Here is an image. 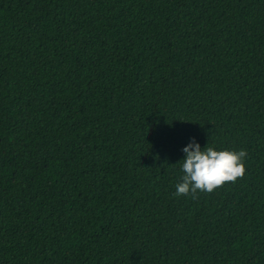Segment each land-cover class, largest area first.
Wrapping results in <instances>:
<instances>
[{"label": "trees", "instance_id": "16d2710c", "mask_svg": "<svg viewBox=\"0 0 264 264\" xmlns=\"http://www.w3.org/2000/svg\"><path fill=\"white\" fill-rule=\"evenodd\" d=\"M0 264H264V0H0Z\"/></svg>", "mask_w": 264, "mask_h": 264}, {"label": "clouds", "instance_id": "9594fccd", "mask_svg": "<svg viewBox=\"0 0 264 264\" xmlns=\"http://www.w3.org/2000/svg\"><path fill=\"white\" fill-rule=\"evenodd\" d=\"M183 151L186 154L181 161L184 175L182 182L176 185L177 196L191 194L196 198L198 191L212 193L226 183H235L245 176L246 150H216L209 145L202 149L193 138Z\"/></svg>", "mask_w": 264, "mask_h": 264}]
</instances>
